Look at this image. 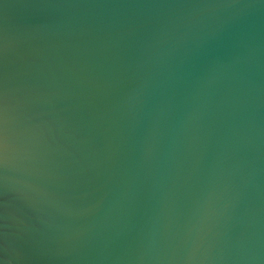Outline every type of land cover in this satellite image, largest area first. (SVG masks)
Masks as SVG:
<instances>
[{
	"label": "water",
	"instance_id": "water-1",
	"mask_svg": "<svg viewBox=\"0 0 264 264\" xmlns=\"http://www.w3.org/2000/svg\"><path fill=\"white\" fill-rule=\"evenodd\" d=\"M0 264H264V0H0Z\"/></svg>",
	"mask_w": 264,
	"mask_h": 264
}]
</instances>
